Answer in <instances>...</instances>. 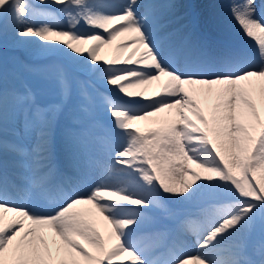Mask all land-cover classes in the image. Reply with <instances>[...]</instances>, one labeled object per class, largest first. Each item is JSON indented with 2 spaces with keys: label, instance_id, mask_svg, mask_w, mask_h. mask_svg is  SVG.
<instances>
[{
  "label": "snow or ice",
  "instance_id": "snow-or-ice-1",
  "mask_svg": "<svg viewBox=\"0 0 264 264\" xmlns=\"http://www.w3.org/2000/svg\"><path fill=\"white\" fill-rule=\"evenodd\" d=\"M137 3L0 0V27H10L18 43L36 38L43 52L62 53L111 93L99 95L114 138H99L109 159L87 191L71 181L53 183L49 134L59 105L35 106L31 89L12 94L13 106L31 113L25 127L38 131L31 175L10 191L0 171V264H125L120 256L127 264H256L245 255V240L256 226L264 233V0L259 15L256 0L229 6L241 34L254 43V58L228 51L211 67L189 39L158 35L164 25L157 5L140 13ZM117 37L114 54L98 62L99 47ZM89 41L95 43L83 49L87 56L76 60L73 54L83 53L74 42ZM52 78L62 97L71 94L63 66ZM153 84L151 96L147 89L129 91ZM8 104L9 94L0 89V125ZM0 148L25 154L19 145L0 142ZM197 194L209 202L181 221L178 232L194 237L198 250L189 251L178 236L160 257L147 259L149 249L162 244L161 234L148 247L131 239L147 219L145 209L163 210L167 196ZM33 199L51 207L35 210ZM260 255L264 264V245Z\"/></svg>",
  "mask_w": 264,
  "mask_h": 264
},
{
  "label": "bare ground",
  "instance_id": "bare-ground-1",
  "mask_svg": "<svg viewBox=\"0 0 264 264\" xmlns=\"http://www.w3.org/2000/svg\"><path fill=\"white\" fill-rule=\"evenodd\" d=\"M147 1V2H144ZM152 2L153 0H138L137 3V11L140 13H143L145 11V6L148 5L149 2ZM158 1V0H156ZM180 0H162L163 5L161 7L158 8V11L160 10V8H163L164 11L159 13L160 19L161 18H172V16L174 15V11L176 9H178L180 7ZM122 2V0H121ZM257 2V1H256ZM161 3V2H160ZM47 7V6H45ZM50 11V9H48ZM182 11V10H181ZM259 11L260 9L257 8V15H259ZM178 13H176L175 15H177ZM212 25V24H210ZM84 27V26H83ZM212 27H214V25H212ZM3 29V27H0V30ZM212 31H214L216 34H214L213 32H209L207 31V29H205L204 27H200V32L201 34L198 33H192V37H191V43L200 46V47H204L205 52H208L209 54H221V53H225L228 51H236V50H242V49H247L248 47L251 49V51H253V53L255 54V47H254V43L252 41H250L247 37L243 36L238 28V26L236 25V23L234 25H228V26H222L221 23H218V28H211ZM8 33H11V37L13 38L14 41H12V43H18V38L14 35L13 31L11 30V28L9 27V29L7 28ZM98 31H102V30H98ZM160 33L162 34V31H160ZM164 38V36H162ZM119 40L118 42L122 39V37H118ZM221 38V40H220ZM115 41L112 42V44L114 45L113 47V51L108 52L107 56L108 58H110L113 54H114V48H115ZM116 42V43H118ZM91 43H95L93 41H91ZM19 45H21V43H18ZM74 45L78 48L81 49L83 55L79 56L82 59L84 57L87 56L86 52H83V49H86L88 46V44H75ZM14 45H11V47H13ZM65 51H67V49H65ZM128 49L124 50V53L126 55ZM11 64L14 65L15 62L20 61V62H24L27 65L30 64H35L37 63V60L41 58V52L42 50L40 49L39 45L37 43H32L24 48V49H20L17 51H14L13 49H9L6 51ZM106 55V51L98 49L96 52V56H97V61L98 62H102L104 59H108L105 58L104 56ZM73 56H77L76 54H73ZM62 57L68 61V59L62 54ZM26 59H34V61L30 60V61H26ZM43 60V59H42ZM41 60V61H42ZM27 62V63H26ZM52 64H55L52 60H51ZM80 73V77H81V81L85 80L87 81V84L89 85V82L92 81H96L95 79H91L90 75H92L91 73H87L86 71H81L79 70ZM75 81V79L73 80ZM98 84V83H97ZM99 85V84H98ZM143 89H147L146 91V95L151 96L153 91L155 90V84L153 85H140L137 86L135 88H132L133 92L136 91H141ZM36 100H38L37 98H35ZM126 99H130V98H126ZM135 99V98H133ZM142 99V98H139ZM97 107L101 109L100 113H105L106 118H109L108 113L106 112V109L103 105V102H98L97 103ZM28 117V115H26ZM56 120L55 117H52V124H51V129L52 127H55L56 124ZM100 122L95 121L94 122V126L99 125ZM103 124V128L99 131V133H101L102 137H109L112 138V128L111 125H109L107 122H102ZM139 126H142V123L140 122ZM50 129V132H51ZM37 130V127H36ZM95 131V127L93 129ZM38 131V130H37ZM14 139L18 140L19 142H21L22 144H25V140H22L19 136H14ZM37 141V137L35 139H31V144L34 145L36 144ZM0 142H4L8 145H14L10 142H5V141H0ZM25 157L28 159L29 164L26 167H23V171L26 174V176H30L31 175V171H30V166L32 163V159H33V152H31L30 148H25ZM8 166V165H5ZM97 169L96 171L93 172V174H96L97 172L101 170H99V166H96ZM65 181V179H64ZM90 182H93L92 184L94 185V179L91 178L89 179ZM74 186L77 188L78 191H85L87 189V184L85 181L83 180H76L73 181ZM208 197L206 195L203 194H197L196 196H194L192 199L190 200H185L183 199V197H179V196H167L164 200V209H157V208H153L154 210H151L149 212L145 211V215L147 217V219L139 226V228H137V230L132 234L131 239L134 242H141L142 246L144 247H148L149 244H151L152 240H154L157 236V234H161L160 239H161V244L162 246L157 248V251H148L149 253L146 254L147 259H151L152 256H161L162 253H165L167 251V248L172 244V242L177 239V237L179 236L180 239L184 240L185 245L187 247V249L189 251L195 252L197 251V247L196 245H194V248L192 246H189V244L186 243V235H181L178 232V227L181 223V221H183L186 217L192 216L195 217L197 216L201 209L204 208L207 204H203L201 205V200L207 199ZM193 205H199V208L194 209L192 206ZM171 208V209H170ZM163 212L164 216H161L159 213ZM153 213V215L151 216L150 214ZM103 230V229H102ZM251 242H253L255 245H259V247L252 249L250 251H245V255L251 259L252 261H255L256 264H259L260 259L262 258L260 255V250L262 245H264V237H257L254 236L253 238L250 239ZM153 257V258H154ZM118 260H124L126 259V257L124 256H120L117 258ZM153 260V259H151Z\"/></svg>",
  "mask_w": 264,
  "mask_h": 264
},
{
  "label": "rangeland",
  "instance_id": "rangeland-1",
  "mask_svg": "<svg viewBox=\"0 0 264 264\" xmlns=\"http://www.w3.org/2000/svg\"><path fill=\"white\" fill-rule=\"evenodd\" d=\"M184 3L186 4V0L184 1ZM194 3L196 7V11L194 12V14L198 16L199 21L207 22V23L215 22V24L221 23L222 26L235 24V21L231 18L230 13H229V6L231 4L230 1H227V0H194ZM49 9L54 12L56 11V6H51ZM61 21L64 22L65 19H61ZM31 39L34 41L32 43H37L39 45L40 42H38L36 38H31ZM118 40L119 38L116 39V41ZM12 41L14 40L11 37V33L10 32L8 33L7 29L3 28L0 31V89H5L8 91L11 90L9 89L10 82L15 81L12 78V76L13 75L15 76L16 69L21 70L24 67V66H20L18 68H15L13 72H11V70L6 69V64L11 63L10 58H8L6 54V49L11 45H14L12 48L17 49V50L23 48V44L18 45L17 43H12ZM28 45L29 43L28 44L26 43L24 48H26ZM103 47L110 48L109 44H105L103 45ZM61 54L62 53H59V52H43V51L41 52V55L44 57L48 56L51 59L52 58L57 59L60 63V66H63L68 71L69 76L76 74L75 70H77V67L72 68V67L66 66L64 64V61L61 59ZM76 60H78V58H76ZM17 63L15 64L16 66L18 65ZM34 67H37L38 69H43L42 66H34ZM44 85H47L46 82H44ZM129 91H132V88H130ZM56 94L60 95L58 90H56ZM84 97L86 99L87 105L83 108L84 112L82 113L80 120H84V119L87 120V119L92 118L95 115V110H96L93 107V104L89 101L88 96L85 95ZM90 123L91 122L87 124V127H90ZM13 124H14V127H7L3 125L2 127H0V132L4 131V133L6 132L9 135H19V136L25 135L26 138L28 139L27 146L31 148L30 138L37 136V131L34 129V127L31 129H27L25 126L24 127L21 126V123L19 122L17 124L15 123ZM76 138L79 140V143L81 146V148H78L77 151L81 149L82 153L84 151L90 152V154H85L84 159H83L84 160L83 162L86 163L87 165L91 164L89 160L95 161L97 165L100 159H103L104 157L108 156V151L103 150L102 146L98 145L97 147H94L92 142H88L90 139H92L91 136L89 137L87 141H85L86 139L83 138V134L82 135L77 134ZM8 152H12V151L4 150L3 148H0L1 154L8 153ZM91 156L93 157L92 159H90ZM50 158H51V155H50ZM106 159L108 160L109 157ZM208 202H209V199H205L201 202V204H207ZM150 209L152 208H147L145 210H150ZM129 227H132V226H129ZM252 235L264 237V233L261 232L259 226H256L254 229L251 230L250 234L247 236L245 240L246 250H249L252 248L255 249L256 247L257 248L259 247V245H256L254 247V245L251 244L250 239Z\"/></svg>",
  "mask_w": 264,
  "mask_h": 264
}]
</instances>
